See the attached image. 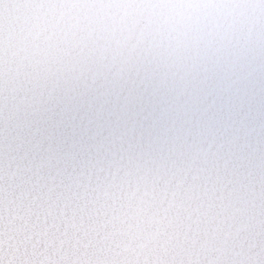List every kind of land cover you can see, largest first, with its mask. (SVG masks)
Here are the masks:
<instances>
[{
	"label": "snow or ice",
	"instance_id": "6c2138e0",
	"mask_svg": "<svg viewBox=\"0 0 264 264\" xmlns=\"http://www.w3.org/2000/svg\"><path fill=\"white\" fill-rule=\"evenodd\" d=\"M0 264H264V0H0Z\"/></svg>",
	"mask_w": 264,
	"mask_h": 264
}]
</instances>
